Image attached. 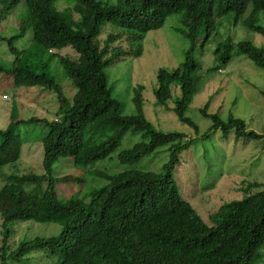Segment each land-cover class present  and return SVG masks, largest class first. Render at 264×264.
<instances>
[{"label":"trees","instance_id":"trees-1","mask_svg":"<svg viewBox=\"0 0 264 264\" xmlns=\"http://www.w3.org/2000/svg\"><path fill=\"white\" fill-rule=\"evenodd\" d=\"M58 1L0 2V20L20 4L26 5L19 33L0 35L12 55L9 63H0V77L11 79L17 89L55 92L60 111L55 120L25 121L12 116L9 126L0 128V171L21 159L17 130L23 123L42 122L48 130L42 140L41 174L0 175L7 179L0 186L1 264H21L32 253L43 251L51 264H256L264 248V184L244 180L241 197L212 213L211 224L205 222L182 197L175 175L197 139L185 132L158 130L145 114L143 85L134 90L136 114H124L123 104L113 96L107 68L142 57L146 35L161 29L168 17L180 14L185 28L181 32L188 40L184 61L173 70H160L153 94L156 105L167 109L175 98L172 111L198 135L199 126L187 115L204 79L196 51L221 28L222 18L234 15L238 23L242 16L262 9L264 0H73L74 6L63 10L56 7ZM28 30L33 33L31 48L14 46ZM255 31L261 33L262 28ZM228 35L214 52L215 64L207 70L210 76L224 70L236 54L264 69L262 47L247 40L235 42ZM68 48L74 54H64ZM56 67L72 81L73 97L64 94L54 77ZM212 101L213 97L200 109L212 123L208 133L219 130L225 138L231 132L237 138L264 137L249 131L244 120L233 115L224 119L222 113L212 111ZM128 133L140 134L141 140L119 152L124 170L99 173L104 184L83 197L59 194L58 185L83 184L84 180L55 176L56 163L69 158L77 167L87 168L109 159ZM165 146L170 155L161 172L135 167ZM29 221L59 223L62 231L54 237L13 242L11 225Z\"/></svg>","mask_w":264,"mask_h":264},{"label":"rangeland","instance_id":"rangeland-1","mask_svg":"<svg viewBox=\"0 0 264 264\" xmlns=\"http://www.w3.org/2000/svg\"><path fill=\"white\" fill-rule=\"evenodd\" d=\"M104 1L117 2V0ZM73 6V0H59L56 4L59 10ZM25 14L26 5L22 3L8 16H4L0 20V35L11 37L18 34L21 17ZM181 17L180 14L168 17L161 29L146 35L142 57L111 64L107 68V75L114 98L123 104L124 114H136L133 103L134 90L137 85H143L145 114L154 126L166 132H185L191 138L197 139L190 151L183 156L175 175L184 200L193 206L205 222L211 224L212 213L217 212L224 203L241 197V182L247 180V182L256 181L264 184V137L237 138L235 132H231L225 138L219 130L208 133L212 123L200 114L201 107L213 97L210 105L212 111L222 113L224 119H227L228 115H233L244 120L249 131L264 133V69L257 67L249 57L236 54L224 70H220L214 76H210L207 72L215 64L214 52L217 46L226 40L228 34L235 42L247 40L264 49V7L254 14L242 16L238 23L235 22L234 15L222 18L221 28L212 34L203 48L197 49L196 58L202 66L199 74L204 79L201 82V91L194 98L187 115L199 126L198 135L192 128L181 123L172 111L175 98L170 100L168 103L170 108L167 109L156 105L153 94L160 70H173L184 61L188 40L181 32L185 29L180 22ZM258 27L262 28L260 31L262 34L253 32L254 28ZM32 35V30H28L24 37L14 42V46L20 49L31 48ZM205 37L206 33L203 39ZM63 53L74 54L70 48ZM11 59L8 43L0 41V63L7 64ZM53 75L63 87L64 94L73 97L76 89L72 81L66 77L64 70L56 67ZM59 113L58 95L55 92L39 87L17 89L11 79L0 77L1 129L9 126L12 116L15 120L25 121L34 117L41 120H55ZM17 132L22 142L21 159L16 164L4 167L0 175L8 177L41 174L44 160L42 140L48 132L45 124L23 123ZM140 140V134L128 133L119 149L109 159L87 168L77 167L72 159H61L54 166L55 176L73 175L82 177L84 182L75 185H58L59 194L66 197L69 195L83 197L99 188L104 181L97 175L101 172L116 173L124 170L125 167L118 162L119 152L132 148ZM167 148L168 146L160 148L135 167L143 171L161 172L164 164L169 160L170 153ZM4 181H7L5 177L0 178V186ZM11 227L14 230L11 240L17 244L36 237H54L62 231L59 223L34 221L18 222ZM1 256L0 250V264ZM51 261L43 251L32 253L21 264H51ZM6 264L13 262L9 261ZM256 264H264V248L260 251V259Z\"/></svg>","mask_w":264,"mask_h":264}]
</instances>
